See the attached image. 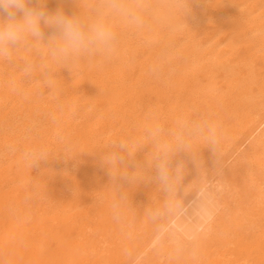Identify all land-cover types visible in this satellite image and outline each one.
Masks as SVG:
<instances>
[{"label":"bare ground","instance_id":"1","mask_svg":"<svg viewBox=\"0 0 264 264\" xmlns=\"http://www.w3.org/2000/svg\"><path fill=\"white\" fill-rule=\"evenodd\" d=\"M95 2L45 0L44 10L87 16ZM188 9L182 17L185 23L178 14L162 23L149 17L151 29L143 32L113 18L119 55L83 60L71 73L63 65H52L56 81L52 89L41 82L44 74L39 73L46 49L22 48L14 53L13 63L0 61V97L14 102L0 111V126L9 130L18 124L7 119H12L11 110L20 101L32 116L43 108L59 121L49 130L46 143L31 133L23 144L49 148V163L33 169L22 161L21 151L15 171L3 174L7 154L1 147H13L20 136H0V264H264V0H189ZM43 31L47 41L54 30ZM26 60L37 65L38 74L31 78L22 72ZM158 60L163 63L159 77L149 71ZM239 62L245 63L244 83L236 85L232 73L221 77V71L229 72ZM200 74L207 83L199 91H189V105L179 106L187 97L188 78L194 81ZM168 80L173 85L163 89ZM149 89L168 99L173 116L178 110L187 115L197 110L212 117L219 125L223 159L217 162L203 142L196 145L208 179L198 186L193 182L199 175L196 160L189 154L177 157L185 165L181 197L156 222L143 211L160 206L163 191L154 182L122 181L136 211L121 226L111 217L109 204L115 194L109 187V166L101 157L112 142L142 133L146 122L133 126L137 118L131 111H137L136 104ZM3 100L0 104H5ZM63 133L73 146L66 153L73 162L61 151L65 143L58 136ZM254 146L253 156L245 157ZM149 151L146 146L134 160L125 158L130 172L139 163L146 176L154 175L147 166ZM235 165L257 172L247 179L244 193L235 182ZM101 191L105 203L98 205ZM253 192L255 200L250 197ZM176 242L183 249L179 253Z\"/></svg>","mask_w":264,"mask_h":264},{"label":"clouds","instance_id":"2","mask_svg":"<svg viewBox=\"0 0 264 264\" xmlns=\"http://www.w3.org/2000/svg\"><path fill=\"white\" fill-rule=\"evenodd\" d=\"M45 0H0V61L13 63L14 53L24 48L39 51L41 54L44 79L41 81L48 89L55 87V74L52 65H63L62 69L71 70L81 61L101 57L111 60L119 55L120 40L112 23L113 18L121 20L128 27L143 32L151 29V21L162 23L172 15L178 14L180 20L189 11V0H96L89 15H67L60 9L54 14L44 10ZM53 29L45 41L43 28ZM163 53L162 55H166ZM37 65L32 60L24 62V77L31 78L36 73ZM49 70L45 72V70ZM154 76L163 74V63L158 60L150 69ZM11 87L19 92L15 81ZM58 140L65 143V151H71V144L63 136ZM203 142L215 156L217 162L223 157L220 154L219 125L208 115L179 114L171 126L165 124L155 113H150L137 137L120 139L110 144L102 154V161L109 166L110 185L114 196L109 204L114 222L124 226L128 215L136 211L131 207L129 194L122 188V181L137 184L141 181L154 182L163 191L164 197L158 207H145L143 214L152 221H158L169 212L180 200L185 165L177 160L181 154H189L197 162L198 178L193 182L199 186L207 181V172L203 162L199 161L196 145ZM150 146L146 155L147 166L154 170V175L146 176L142 165L136 163L135 169L129 171L125 158L134 160L137 152ZM49 149L46 146L33 145L21 152L22 161L31 169L49 160ZM175 166H173V162ZM204 170V175L201 174ZM187 187V186H186ZM183 187V193L184 189ZM97 196L98 205L105 203L103 191ZM177 243V252L182 246Z\"/></svg>","mask_w":264,"mask_h":264},{"label":"rangeland","instance_id":"3","mask_svg":"<svg viewBox=\"0 0 264 264\" xmlns=\"http://www.w3.org/2000/svg\"><path fill=\"white\" fill-rule=\"evenodd\" d=\"M240 52H242V51H240ZM239 52V53H240ZM240 55H242V54H240ZM238 57V56H237ZM239 60V59H238ZM232 69H230L229 70V72H228V70H227V72L226 71H221L220 72V75H221V77L222 76H225V74L227 73V74H229V73H232V75H234L235 77H237L236 78V80H235V84L237 85V83L240 85L241 84V82H243L244 83V75H243V72H244V70H245V63L244 62H239V63H237V64H232ZM264 71H262V74H264L263 73ZM261 74V80H264L263 78H264V75H262ZM201 76H199L198 77V79H196V80H192V81H190L189 82V78H188V83H187V85H186V87H185V91H186V93H187V97L185 98V100H184V102H180L179 103V106L181 105V104H185V105H189V91H194V92H196V91H199V89H201L202 87V85L203 84H206L207 83V78H205L204 76H203V74H200ZM231 75V74H230ZM263 76V77H262ZM243 80V81H242ZM239 81V82H238ZM241 81V82H240ZM165 83V85L163 86V89H167V88H170L171 87V85H173V83H171V80H168V81H165L164 82ZM195 83H197V84H195ZM242 83V84H243ZM195 85H197V87H195ZM175 86H177V87H179V84H176ZM195 87V88H194ZM147 92L148 93H146L141 99H140V104L139 103H137L136 105H137V108H136V110L137 111H131V113L132 112H134V114H133V117H134V119H136L137 118V121L136 122H133V126H135V125H137V123L138 122H146V120H147V117H148V115L152 112V113H155L159 118H160V120L163 122L164 121V123L166 124V122L168 121V124L167 125H169V126H171L172 124H173V122H174V120H175V118L179 115V113H178V111H177V115L176 114H174V116L170 113V109H169V101H168V99H166V98H164L162 95H160V94H158L157 92V90L156 89H149V90H147ZM2 98V99H1ZM193 97L191 96V99H192ZM5 101H4V100ZM0 100H3L4 101V103L5 104H3L2 102V104H0L1 106H0V111H3V110H5L8 106V108H11L10 106H13V104H14V102H13V104L12 105H10L12 102L11 101H9L8 99H7V97H3V96H1L0 97ZM180 101V94H179V92L177 93V98L175 99V101H177V103ZM6 101H8V102H6ZM21 102L22 101H20L19 102V104H18V102H17V105L16 106H14L12 109L13 110H11V113H13V114H11L12 116H10V115H8V116H10L12 119L11 120H8L7 119V121L8 122H17L18 124H15L12 128H9V130H8V128H2L1 126H0V129H4V131H2V130H0V136H2V135H4L5 133H9V134H11L12 136H15V137H17V136H20L19 137V139H17V141L16 142H14L13 143V147H14V149H13V147H1V149L2 148H4L3 150H5V153L7 154V157H6V162H5V164H4V166H6L5 168H3V169H1V172L4 174H6L9 170H13V171H15V169L18 167V161H17V159H15L16 158V156H18L19 155V153L25 148V146L23 145L24 143H26V141H28L30 138H31V133L32 134H34V136L35 137H38L37 139L39 140V141H44L45 142V139H48V136H49V130L52 128V126H56L58 123H59V121L55 118L56 116H52L51 115V111H48V110H45V109H43V108H38V112L36 113V114H34L33 116L31 115V114H29L27 111H25V109H24V107H22V105H21ZM31 102V104H35L36 103V101H30ZM6 103H8V104H6ZM139 104V105H138ZM4 105V106H3ZM143 105V106H142ZM18 106H20V107H18ZM141 106V107H140ZM152 107V108H150V107ZM4 107V108H3ZM16 107V108H15ZM55 108H56V106H54ZM7 108V109H8ZM21 108H23V109H21ZM156 110H155V109ZM2 109V110H1ZM146 110V111H145ZM182 110H184V109H182ZM13 111V112H12ZM155 111V112H154ZM16 112V113H15ZM143 112L145 113V114H143ZM27 113V114H26ZM138 113V114H137ZM158 113V114H157ZM49 114V115H48ZM181 114V113H180ZM201 114H204L205 115V113H202L201 111H194L192 114H190L189 116H192V115H201ZM51 115V116H50ZM207 115V114H206ZM7 116V117H8ZM1 117V116H0ZM10 117H8L9 119H10ZM18 117V118H17ZM175 117V118H174ZM14 118V119H13ZM33 118H34V120H33ZM234 119L235 118H237V116L236 117H233ZM22 119H24V122H23V120ZM48 119H49V121H48ZM133 119V118H132ZM211 119H212V117H211ZM13 120V121H12ZM17 120H19L20 122H18ZM22 120V121H21ZM34 121H36V123L37 124H34L33 122ZM166 121V122H165ZM41 122H42V124H41ZM169 122H172V123H169ZM19 123H22V124H19ZM40 123V124H39ZM171 124V125H170ZM218 124V123H217ZM24 125H29V126H27V127H24ZM18 126V127H17ZM21 127V128H20ZM53 127V128H54ZM227 128H229V127H231V125H227L226 126ZM49 128V129H48ZM7 129V130H6ZM12 129V130H11ZM19 129H21V130H19ZM46 129H48V133H47V130ZM8 131H11V132H8ZM13 131V132H12ZM45 131V132H44ZM44 133V134H43ZM45 133H47V134H45ZM14 134V135H13ZM74 134H76L75 132H72V134L71 135H74ZM65 135H66V133H65ZM64 135V133L63 134H61L60 136H64V138L66 137ZM40 136H41V138H40ZM43 136V137H42ZM44 138V139H43ZM38 141V142H39ZM60 142V141H59ZM46 143V142H45ZM71 144V143H70ZM12 145V144H11ZM35 145H38V144H35ZM39 146H44V145H39ZM63 147H65V144H63ZM16 149V150H15ZM49 149V148H48ZM71 149H73V146H72V144H71ZM257 149V147L256 146H254V147H250V148H248L246 151H245V157H248V156H250V155H252L254 152H255V150ZM7 150L9 151L8 153H7ZM62 151V153L65 155V157H66V153H67V151H65V150H61ZM68 152H70V151H68ZM205 153V152H204ZM15 155V156H14ZM201 155H202V153H201ZM205 155H206V153H205ZM14 157L13 159H11L10 161L8 160L10 157ZM200 156V155H199ZM253 156V155H252ZM51 156L49 155V160H47L46 161V163H49V161H50V158ZM69 156H67L66 158L70 161V162H73V160H71V158L69 157ZM13 160V161H12ZM192 160H194L193 159V157H192ZM12 163V166H11V163ZM14 162V163H13ZM13 164H14V166H13ZM16 165V166H15ZM234 171H236V177H235V182H236V185L237 184H239L240 185V188H241V190L243 191V193H244V191H246V188H248V184H246V182L248 181L247 179L248 178H251V177H255L256 175V170H252V169H248V168H245V169H243V168H241L240 166L238 167V165H235V167H234ZM7 170V171H6ZM244 170V171H243ZM249 171V172H248ZM243 178V179H242ZM255 185H259V184H255ZM264 187V186H263ZM264 189V188H263ZM235 196L236 195H232V197L233 198H235ZM251 197V199L252 200H255V199H257V194H256V192H253L252 193V195L250 196ZM254 198V199H253ZM246 216V212H244L243 214H242V217H245ZM157 249H159V247H157ZM156 249V250H157Z\"/></svg>","mask_w":264,"mask_h":264}]
</instances>
